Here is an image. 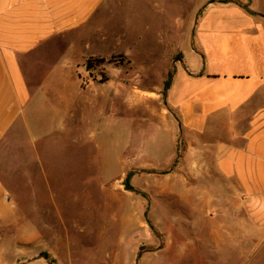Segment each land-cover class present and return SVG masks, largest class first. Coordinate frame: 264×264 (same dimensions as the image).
I'll use <instances>...</instances> for the list:
<instances>
[{
    "label": "rangeland",
    "instance_id": "obj_1",
    "mask_svg": "<svg viewBox=\"0 0 264 264\" xmlns=\"http://www.w3.org/2000/svg\"><path fill=\"white\" fill-rule=\"evenodd\" d=\"M215 3L264 22V0H104L101 30L86 35L87 48L99 53L78 72L84 84L97 83L93 92L104 103L118 87V110L88 108L81 124L37 145L20 129L2 149L0 177L8 186L0 191V264H264V242L249 240L264 228H230L226 234L247 241L224 244V251L199 243L198 259L182 252L192 231L207 230L176 223L173 189H166L174 185L167 175L173 165L144 169L148 153L171 155L163 121L146 127L151 112L165 107V82ZM261 110L264 86L242 107L240 124ZM185 149L183 140L178 152ZM130 172L134 190L126 186Z\"/></svg>",
    "mask_w": 264,
    "mask_h": 264
},
{
    "label": "crops",
    "instance_id": "obj_2",
    "mask_svg": "<svg viewBox=\"0 0 264 264\" xmlns=\"http://www.w3.org/2000/svg\"><path fill=\"white\" fill-rule=\"evenodd\" d=\"M103 3L0 0V152L20 129L37 145L57 131L66 134L73 121L81 124L88 108L101 115L108 105L111 112L118 110V87L110 104L104 103L93 92L97 83L84 84L78 72L88 56L99 53L87 48L86 35L101 30ZM183 53L165 107L151 112L146 127L163 121L173 155L148 153L144 169L173 165L167 175L174 185L166 189H173L176 223L207 230L192 231L188 250L182 251L198 259L199 243L224 251V244L247 241L244 234H226L230 228H264V110L247 124L239 119L264 86V22L237 5L215 3L204 11ZM129 107L134 110L132 102ZM6 186L0 177V191ZM249 240L264 242V235Z\"/></svg>",
    "mask_w": 264,
    "mask_h": 264
},
{
    "label": "trees",
    "instance_id": "obj_3",
    "mask_svg": "<svg viewBox=\"0 0 264 264\" xmlns=\"http://www.w3.org/2000/svg\"><path fill=\"white\" fill-rule=\"evenodd\" d=\"M100 60V59H97V61ZM100 61H103V60H100ZM172 80H173V74L171 73L169 75V78L168 80L165 82V86H164V92H163V95L164 97L167 96V92H168V89L170 88L171 84H172ZM133 172H130L128 175H127V179H126V186L129 190H134L133 186H131L130 184V180L131 178L133 177Z\"/></svg>",
    "mask_w": 264,
    "mask_h": 264
},
{
    "label": "water",
    "instance_id": "obj_4",
    "mask_svg": "<svg viewBox=\"0 0 264 264\" xmlns=\"http://www.w3.org/2000/svg\"><path fill=\"white\" fill-rule=\"evenodd\" d=\"M212 2H213V0H212Z\"/></svg>",
    "mask_w": 264,
    "mask_h": 264
}]
</instances>
